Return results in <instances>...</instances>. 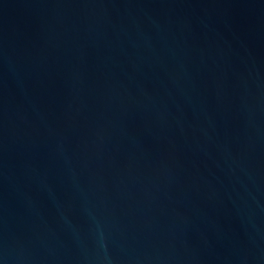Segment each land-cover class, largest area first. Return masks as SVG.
I'll return each instance as SVG.
<instances>
[{
	"label": "water",
	"instance_id": "1",
	"mask_svg": "<svg viewBox=\"0 0 264 264\" xmlns=\"http://www.w3.org/2000/svg\"><path fill=\"white\" fill-rule=\"evenodd\" d=\"M0 264H264V0H0Z\"/></svg>",
	"mask_w": 264,
	"mask_h": 264
}]
</instances>
